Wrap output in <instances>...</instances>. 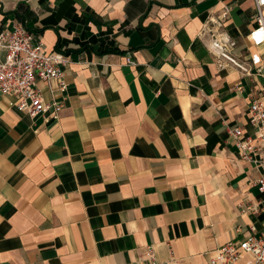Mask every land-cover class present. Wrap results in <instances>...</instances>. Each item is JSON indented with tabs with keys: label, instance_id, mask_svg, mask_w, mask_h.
Masks as SVG:
<instances>
[{
	"label": "crops",
	"instance_id": "0c3cea01",
	"mask_svg": "<svg viewBox=\"0 0 264 264\" xmlns=\"http://www.w3.org/2000/svg\"><path fill=\"white\" fill-rule=\"evenodd\" d=\"M255 4L0 0V32L20 22L68 62L65 93L37 81L44 100L63 98L59 121L0 95V264H140L147 246L170 264H208L263 228L264 167L241 161L228 131L254 133L247 109L264 89ZM224 9L252 77L220 69L197 37Z\"/></svg>",
	"mask_w": 264,
	"mask_h": 264
},
{
	"label": "built area",
	"instance_id": "2783aa9c",
	"mask_svg": "<svg viewBox=\"0 0 264 264\" xmlns=\"http://www.w3.org/2000/svg\"><path fill=\"white\" fill-rule=\"evenodd\" d=\"M256 27L250 33L254 46L264 44V0H256ZM230 10L211 15L198 33L208 52L215 57L216 65L223 69L232 65L244 76H253L252 64L241 60L233 53L238 42L226 31V21ZM0 47L6 51L4 61H0V95L12 98L10 106L35 119L59 121L65 107L63 98L44 100L38 80L51 88L58 81L60 92H66L62 66L67 60L60 54L48 52L42 43L41 34L27 29L17 22L12 30L0 32ZM128 62L130 63L129 59ZM257 76L264 79V60L257 67ZM247 115L254 133L249 135L241 127L228 129L233 137L239 159L264 167V89L262 94L252 99ZM264 208V176L257 181ZM242 231V230H240ZM208 264H264V226L255 225L243 232L240 238L229 241L209 254ZM140 264H170L161 261L154 246L143 249Z\"/></svg>",
	"mask_w": 264,
	"mask_h": 264
}]
</instances>
